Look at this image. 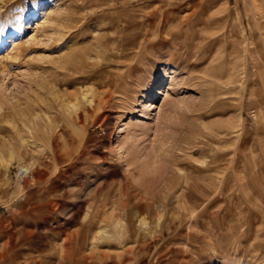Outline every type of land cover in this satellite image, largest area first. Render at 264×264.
Segmentation results:
<instances>
[{
  "label": "rangeland",
  "instance_id": "rangeland-1",
  "mask_svg": "<svg viewBox=\"0 0 264 264\" xmlns=\"http://www.w3.org/2000/svg\"><path fill=\"white\" fill-rule=\"evenodd\" d=\"M0 264H264V0H0Z\"/></svg>",
  "mask_w": 264,
  "mask_h": 264
},
{
  "label": "bare ground",
  "instance_id": "bare-ground-1",
  "mask_svg": "<svg viewBox=\"0 0 264 264\" xmlns=\"http://www.w3.org/2000/svg\"><path fill=\"white\" fill-rule=\"evenodd\" d=\"M81 93H82V92H81ZM92 95H93V94H92ZM83 96H84V94H83ZM73 97H74V98H73L74 100H78L79 102H80V99L82 98V97H79V95H77L76 93H74ZM65 99H66V98H65ZM85 99H86V98H85ZM86 100H87V99H86ZM106 100H107V99H106ZM72 101H73V100H71V102H65V103L67 104V106H70V108H71V107H72V108H73V107L75 108V107L77 106V102H78V101H77V102H75V101L72 102ZM63 102H64V101H63ZM88 102L91 103L90 100H89ZM86 103H87V102H86ZM68 108H69V107H68ZM79 108H80V107H79ZM92 108H93V107H92ZM9 146H11V145H9ZM54 146H55V145H54ZM19 169H22V171H23L24 168H23L22 165H20ZM26 170H27V169H26ZM23 172H24V171H23Z\"/></svg>",
  "mask_w": 264,
  "mask_h": 264
}]
</instances>
